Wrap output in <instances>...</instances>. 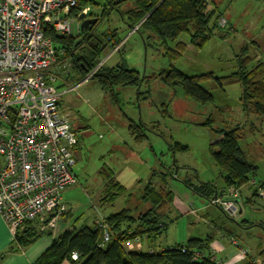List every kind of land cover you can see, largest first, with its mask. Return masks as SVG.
I'll return each mask as SVG.
<instances>
[{
    "label": "rangeland",
    "instance_id": "rangeland-1",
    "mask_svg": "<svg viewBox=\"0 0 264 264\" xmlns=\"http://www.w3.org/2000/svg\"><path fill=\"white\" fill-rule=\"evenodd\" d=\"M130 6L119 9L124 11ZM207 6L218 17V29L199 50L189 44L187 33H181L175 41L168 43L172 50L177 43L185 44V50L174 59L166 55L156 42L144 46L142 37L136 32L141 22L130 29L127 21L121 20L106 0H95L90 5L91 12L87 18L97 19L91 34L103 42L101 34L115 30L116 39L123 41L119 49L122 52L117 53L118 50L114 56L107 46L98 68L102 65L114 67L122 61L126 68L136 70L145 80L137 88H116L112 95L104 93L93 80L68 85L67 88L78 86L74 92L61 97L60 109L76 133L77 146L71 150L75 164L71 170L77 183L62 192V199L71 210L82 214L79 223L85 221L83 226H89L92 216L95 221L99 216L121 210L131 211L134 217L142 213L147 206L141 203L140 198L150 178L155 190L163 187L170 192H182L197 182H214L223 187L209 147L221 138L214 130L237 128L239 145L246 160L256 167L255 176L240 188H229L224 196L215 194L209 201L193 196L189 203L200 201L212 206L210 201L213 198L229 197L230 191L234 190L238 194L236 201L239 207L241 190L242 213L234 219L224 215L217 207L219 211L214 208L209 211L215 216V221L230 226L236 236L263 254L264 199L257 196V190L260 189L259 181L264 182V117L254 112L252 103L240 99L239 84H228L223 79L235 73L243 60L247 61L246 72L258 65H262L264 70V0H209ZM79 35V29L71 23L70 36L79 38ZM60 63H66L70 68L69 59ZM170 66L186 76L211 73L215 79H221V84L215 81L200 83L213 101L202 105L187 98L180 87L170 89L158 79L148 80ZM69 73L72 74L71 69ZM58 85V81L53 83L59 92H63ZM138 92L141 94L138 95ZM209 120H212L211 127L204 125ZM130 123L137 127L135 136L128 132ZM137 137L138 141H135ZM175 143L186 147V150L175 149ZM111 172L114 179L121 180L126 192L111 205H100L105 180ZM245 187L252 189L248 204L244 203L247 196ZM254 190L256 193L253 195ZM170 204H163L158 211L167 228L149 240L154 251L168 248L175 236L181 235V220L174 211H169ZM194 212L190 209L191 214L194 215ZM203 214H208V211ZM243 224L245 228L241 230L239 225ZM147 241L143 238V246L136 250L146 253Z\"/></svg>",
    "mask_w": 264,
    "mask_h": 264
},
{
    "label": "trees",
    "instance_id": "trees-1",
    "mask_svg": "<svg viewBox=\"0 0 264 264\" xmlns=\"http://www.w3.org/2000/svg\"><path fill=\"white\" fill-rule=\"evenodd\" d=\"M106 2L119 14L121 20L127 21L130 29L141 22L136 32L142 37L145 47L150 42H156L166 55L169 54L174 59L185 50V44L177 43L172 50L168 43L175 41L181 33H187L189 44L199 50L218 29V17L214 11L208 10L207 2L204 0H106ZM85 5L87 3H80L79 7L71 11L70 17L77 20ZM126 5L131 6L124 11L119 9ZM93 28L80 33L78 39L70 35H60L50 26L44 29V35L51 41L58 60L69 59L70 69L78 76V81L85 79L98 66L107 46L111 50L120 42V38L116 39L115 30L112 33L101 34L103 42L96 39L94 34H91ZM245 63L246 60L239 62L237 71L223 80L228 84H239L240 99L245 103H252L254 112L264 117L263 67L258 65L250 72H246ZM153 79H158L170 89L180 87L187 98L202 105L211 103L213 98L201 88L200 83L215 81L221 84V79H215L211 73L186 76L172 66L148 80ZM90 80L95 81L104 93L112 95L116 88L139 87L145 78L141 79L137 71L126 68L122 63L114 67L102 65ZM211 122L212 120H209L204 125L211 127ZM141 126L145 127L143 124ZM127 128L128 132L135 136L137 127L130 123ZM214 133L221 138L210 145L209 154L217 168L218 176L222 179V188L228 190L246 185L255 176L256 167L246 160L239 146V130L237 128L227 131L214 130ZM135 141H138V137ZM174 148L186 150V147L178 143L174 144ZM164 182L165 175L162 177V183ZM258 187L264 189V182H259ZM192 190L208 201L215 194L219 195L213 182L201 184ZM125 192L126 189L116 182L110 173L105 180L100 205H111ZM255 193L254 190L253 195ZM140 201L147 207L136 217L129 210H121L105 217L103 215L97 217L91 227L85 226L79 230L62 233L51 241L50 247L35 264H60L65 260H71V253L78 256L77 261H73L74 264H217L211 260V255L207 254L208 239H189L183 245L146 253L128 251L127 243H135L136 239L141 241L143 238L151 240L164 231L166 224L158 211L163 204L172 201V193L163 187L155 190L151 181H147ZM96 222L103 223L104 228H97ZM32 223L34 224L28 222L14 231L13 243L16 247L24 248L40 236L39 230ZM105 232L108 235L106 243L103 242ZM246 264L252 263L248 261Z\"/></svg>",
    "mask_w": 264,
    "mask_h": 264
},
{
    "label": "built area",
    "instance_id": "built-area-1",
    "mask_svg": "<svg viewBox=\"0 0 264 264\" xmlns=\"http://www.w3.org/2000/svg\"><path fill=\"white\" fill-rule=\"evenodd\" d=\"M94 1L0 0V217L12 234L28 222L54 228L66 212L62 192L77 183L71 170L76 133L60 109L61 93L53 86L52 76L58 57L44 29L50 26L69 36L71 23L79 29L71 11L87 3L79 13L87 17ZM61 69L66 71L69 65L63 63ZM230 192L229 197H215L210 204L234 219L239 213L238 194ZM257 196L264 199V190L258 189ZM96 224L104 228L103 223ZM107 241L105 232L103 242ZM228 241L237 248L236 260L246 259L248 250L237 246L233 238ZM70 259L77 261V254L71 253Z\"/></svg>",
    "mask_w": 264,
    "mask_h": 264
},
{
    "label": "crops",
    "instance_id": "crops-1",
    "mask_svg": "<svg viewBox=\"0 0 264 264\" xmlns=\"http://www.w3.org/2000/svg\"><path fill=\"white\" fill-rule=\"evenodd\" d=\"M120 52H122V50H120L117 53ZM112 56H114V54ZM60 61L62 60H58L57 64L54 66L53 68L54 71L52 70V76L55 79L54 83L58 81L59 82L58 87L63 89V92H60L62 97L64 94L74 92L76 88L71 91L69 90L80 85L81 81H78L79 78L73 71L72 74L69 73L70 68L68 72H63L61 69L62 63H60ZM122 63L123 62L121 61L119 64ZM71 82H77L78 85L71 88H67ZM162 175L164 176L165 174L163 173ZM152 176L154 175L152 174ZM115 181L118 182L121 186H123L122 182H120L121 180L115 179ZM208 183H212V182H205V183L197 182L196 185H192V187L190 188L187 187L182 192L178 190L171 191L172 201L169 207V211H174L176 215L179 216L181 220V228H180L181 235L179 234L178 237L175 236L172 245L169 246L168 248L174 247L176 245H183L189 239H197V240L208 239L209 244H208L207 254L209 253V255H211V257H213L215 260H220L222 264H246L248 261L251 263L257 261H264V253L262 254L260 252L253 250L243 241V239L240 238V236H236L232 232L230 226L223 225L222 223L220 224V221L218 220L215 221V216L213 215L212 212L209 211V209L210 208L217 209V208L204 204L200 201L196 203H189L191 197L199 196L193 192L192 188H196L201 184H208ZM214 185L217 189V193L220 196H224L227 194V190L223 189L221 186H217V184L215 183ZM245 188L247 189V196L246 199L244 200V203L248 204L251 202L250 196L252 193V189L251 187H245ZM238 203H239V207L240 204H243L241 190H240V197L238 199ZM64 205L67 208L66 213L63 217H61L59 221H57L54 228H42L40 223L37 222H34V224L32 223L33 226H36L37 229L39 230L40 236L35 241H33L24 248H19L14 245L12 232L0 217V264H35L36 261L41 257V255L50 247L51 241L53 239L58 238L62 233L66 231L79 230L82 227H85L83 226L85 221L83 223H79L82 214L77 213V211L74 212V209L71 210L70 207H68L65 203ZM190 209L195 211L194 215L190 213ZM205 211H208V214H203V212ZM239 213L240 214L242 213V207H240ZM103 216L105 217L107 215H103ZM184 219L185 221H183ZM93 221H94V217L92 216L88 227L92 226ZM246 223L250 224L248 222ZM166 228L167 226L165 227V229ZM239 228L242 230L243 228H245V224L239 225ZM182 232L184 233L182 234ZM229 237L234 238L237 241L239 247L248 249L249 255L246 259L242 261L236 260L237 250L228 242ZM149 243L150 241L148 240L146 244V252L154 251L153 248L150 247ZM141 246H143V240H141L139 243L130 242L126 244L127 249L128 248L131 249L128 251H132V248L135 247V251L133 252L140 251L136 249H140ZM60 264H74V263L72 260H65Z\"/></svg>",
    "mask_w": 264,
    "mask_h": 264
},
{
    "label": "water",
    "instance_id": "water-1",
    "mask_svg": "<svg viewBox=\"0 0 264 264\" xmlns=\"http://www.w3.org/2000/svg\"><path fill=\"white\" fill-rule=\"evenodd\" d=\"M78 20L80 22V26H79L80 33L86 32L88 29H90L97 23V19H88L82 14L79 15Z\"/></svg>",
    "mask_w": 264,
    "mask_h": 264
}]
</instances>
